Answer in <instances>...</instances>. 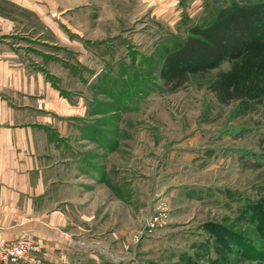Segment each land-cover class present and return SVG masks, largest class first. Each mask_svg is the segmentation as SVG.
Instances as JSON below:
<instances>
[{
    "label": "rangeland",
    "instance_id": "1",
    "mask_svg": "<svg viewBox=\"0 0 264 264\" xmlns=\"http://www.w3.org/2000/svg\"><path fill=\"white\" fill-rule=\"evenodd\" d=\"M260 2L56 0L55 48L31 45L56 54L44 68L75 105L61 118L87 163L72 264H264V41L168 68L195 27Z\"/></svg>",
    "mask_w": 264,
    "mask_h": 264
},
{
    "label": "crops",
    "instance_id": "2",
    "mask_svg": "<svg viewBox=\"0 0 264 264\" xmlns=\"http://www.w3.org/2000/svg\"><path fill=\"white\" fill-rule=\"evenodd\" d=\"M56 29V0H0V240L30 237L44 264H72L76 179L87 163L61 118L75 105L44 68L56 54L31 45L55 48Z\"/></svg>",
    "mask_w": 264,
    "mask_h": 264
},
{
    "label": "trees",
    "instance_id": "3",
    "mask_svg": "<svg viewBox=\"0 0 264 264\" xmlns=\"http://www.w3.org/2000/svg\"><path fill=\"white\" fill-rule=\"evenodd\" d=\"M257 41H264V2L236 8L210 26L195 27L171 54L168 68L171 70L179 59L186 62L184 67L178 63L182 70L191 65L215 67L225 60L240 58ZM218 249L227 260L225 248Z\"/></svg>",
    "mask_w": 264,
    "mask_h": 264
},
{
    "label": "built area",
    "instance_id": "4",
    "mask_svg": "<svg viewBox=\"0 0 264 264\" xmlns=\"http://www.w3.org/2000/svg\"><path fill=\"white\" fill-rule=\"evenodd\" d=\"M163 207L147 216L144 224L146 234H153L159 227L165 225L169 218V211ZM38 244L27 236L13 240H0V262L23 263V264H44L43 258L38 255Z\"/></svg>",
    "mask_w": 264,
    "mask_h": 264
}]
</instances>
